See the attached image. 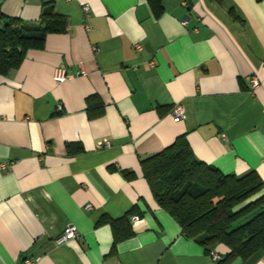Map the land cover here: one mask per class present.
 <instances>
[{
	"label": "crops",
	"instance_id": "1",
	"mask_svg": "<svg viewBox=\"0 0 264 264\" xmlns=\"http://www.w3.org/2000/svg\"><path fill=\"white\" fill-rule=\"evenodd\" d=\"M185 1L160 0L157 12L150 0H0V28L7 18L40 23L50 2L68 20L0 74V264L31 256L35 264H217L225 256L218 244L214 261L181 233L140 159L184 135L198 160L264 180V0ZM59 67L71 76L57 82ZM250 75L260 80L252 91ZM177 103L182 119L170 112ZM104 138L110 146L96 147ZM103 216L128 222L132 234L113 246ZM70 226L79 235L56 242ZM244 264H264V252Z\"/></svg>",
	"mask_w": 264,
	"mask_h": 264
},
{
	"label": "trees",
	"instance_id": "2",
	"mask_svg": "<svg viewBox=\"0 0 264 264\" xmlns=\"http://www.w3.org/2000/svg\"><path fill=\"white\" fill-rule=\"evenodd\" d=\"M150 1L160 12V0ZM40 20L37 24L5 20L0 28V74L20 66L26 51L41 47L48 33L68 27L67 18L52 2L42 5ZM140 166L156 203L178 223L185 237L207 251L218 244L227 248L217 264L236 258L244 264L255 253L264 252V194H259L264 190V180L255 170L239 176L224 174L198 160L184 135L141 158ZM123 172L128 178L135 176L134 171ZM103 222L112 226L113 246L133 232L123 219L103 216L98 223Z\"/></svg>",
	"mask_w": 264,
	"mask_h": 264
},
{
	"label": "built area",
	"instance_id": "3",
	"mask_svg": "<svg viewBox=\"0 0 264 264\" xmlns=\"http://www.w3.org/2000/svg\"><path fill=\"white\" fill-rule=\"evenodd\" d=\"M182 4H186L185 0H182ZM83 9L85 12L88 11V5H84ZM138 48H140V46H137ZM71 75H69L68 73H66L65 69L62 67H59L55 70L54 73V79L57 82H60L68 77H70ZM260 84V80L256 75H250L248 77V86L249 89L252 91L253 89H255L258 85ZM56 111L57 112H61L62 111V106L59 104L56 107ZM171 114L178 119H182L184 118V110L181 104L177 103L175 105L172 106L171 110H170ZM111 142L109 139L104 138L101 139L99 141L96 142V147H102V146H110ZM86 209L91 208V205L89 203H87L85 205ZM132 218L136 219L137 216H132ZM79 235L78 230L74 227V226H70L67 227L62 233L61 235H59V237H57L56 242L58 243H63L65 242L68 238L70 237H77ZM210 256L214 261H217L221 258V256L216 253L214 250H210ZM38 257L34 256V257H23L22 259L18 260L16 264H35L37 261Z\"/></svg>",
	"mask_w": 264,
	"mask_h": 264
}]
</instances>
